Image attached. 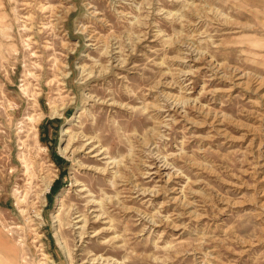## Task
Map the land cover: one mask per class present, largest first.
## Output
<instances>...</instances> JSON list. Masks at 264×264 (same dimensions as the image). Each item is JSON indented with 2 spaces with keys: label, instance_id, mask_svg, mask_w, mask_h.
<instances>
[{
  "label": "rangeland",
  "instance_id": "rangeland-1",
  "mask_svg": "<svg viewBox=\"0 0 264 264\" xmlns=\"http://www.w3.org/2000/svg\"><path fill=\"white\" fill-rule=\"evenodd\" d=\"M263 81L264 0H0V264H264Z\"/></svg>",
  "mask_w": 264,
  "mask_h": 264
},
{
  "label": "bare ground",
  "instance_id": "bare-ground-1",
  "mask_svg": "<svg viewBox=\"0 0 264 264\" xmlns=\"http://www.w3.org/2000/svg\"><path fill=\"white\" fill-rule=\"evenodd\" d=\"M51 5V4H50ZM48 8V7H47ZM93 13V12H92ZM186 13V12H185ZM187 14V13H186ZM1 15H3V14H1ZM182 16V15H181ZM196 17H198V16H196ZM95 19V18H94ZM189 23V22H188ZM186 25H188V24H186ZM182 27V26H181ZM192 35V34H191ZM90 36V35H89ZM94 37H96V36H94ZM185 38H187L186 36H185ZM91 39V38H90ZM185 40V39H184ZM189 40V39H188ZM187 42V41H186ZM184 43V42H183ZM185 44V43H184ZM183 45V44H182ZM200 49V48H199ZM198 49V50H199ZM179 51V50H178ZM181 52H182V50H181ZM199 54H201V52L199 53ZM211 68V67H210ZM222 69V68H221ZM217 70V69H216ZM220 70V69H219ZM218 70V71H219ZM182 72H183V70H181ZM190 72H192V71H190ZM222 72V71H221ZM189 73V72H188ZM219 73H220V71H219ZM223 73V72H222ZM232 73V72H231ZM187 74V73H186ZM236 74V73H235ZM242 74V73H241ZM216 75V74H215ZM214 75V76H215ZM239 75V74H238ZM255 75V74H254ZM253 75V76H254ZM233 76V75H232ZM259 76V75H258ZM223 77V76H222ZM225 77H229V75L228 76H225ZM231 77V76H230ZM260 77H261V75H260ZM220 78V77H219ZM255 78V77H254ZM237 79V78H236ZM256 80V79H255ZM254 80V81H255ZM234 81V80H233ZM235 82V81H234ZM245 82V81H244ZM253 82V81H252ZM258 82H259V79H258ZM264 82V81H263ZM262 82V83H263ZM175 83V82H174ZM262 83H260V84H262ZM239 84V83H238ZM255 84V83H254ZM257 84V83H256ZM264 84V83H263ZM172 85V84H171ZM237 85V84H236ZM240 86V85H239ZM241 86H242V84H241ZM250 86V85H249ZM257 86V85H256ZM264 86V85H263ZM171 87V86H170ZM259 87H260V85H259ZM245 88V87H244ZM260 89H261V87H260ZM202 90V89H201ZM250 90V89H249ZM251 90H253V89H251ZM24 91H25V89H24ZM207 91V90H206ZM164 92V91H163ZM168 92V91H167ZM173 92V91H172ZM244 92V91H243ZM171 93V92H170ZM168 93H166V95H167ZM181 94V93H180ZM228 94V93H227ZM165 95V96H166ZM172 96V95H171ZM176 96V95H175ZM219 96V95H218ZM178 97V96H177ZM181 97V96H180ZM185 97V96H184ZM188 97V96H187ZM183 98V97H182ZM181 98V99H182ZM169 100H170V98H168ZM189 99H191V98H189ZM251 99H253V98H251ZM258 99V98H257ZM175 100V99H174ZM182 100H184V99H182ZM188 100V99H187ZM248 100V99H247ZM254 100V99H253ZM156 101V100H155ZM189 101V100H188ZM216 101V100H215ZM255 101V100H254ZM181 102V101H180ZM184 102V101H183ZM182 102V103H183ZM174 103V102H173ZM179 103V102H178ZM153 104V103H152ZM175 104V103H174ZM181 104V103H180ZM179 104V105H180ZM256 104V103H255ZM149 105V104H148ZM151 105V104H150ZM154 105V104H153ZM161 105V104H160ZM182 105V104H181ZM185 105V104H184ZM260 105V104H259ZM155 107H157V105L155 106ZM177 107V106H176ZM208 108V107H207ZM263 108V107H262ZM154 109V108H153ZM152 109V110H153ZM201 109V108H200ZM203 109V108H202ZM257 109V108H256ZM86 111V110H85ZM202 111V110H201ZM253 111V110H252ZM251 111V112H252ZM157 112V111H156ZM204 112V111H203ZM250 112V111H249ZM257 112V111H256ZM196 113H198V112H196ZM207 113V112H206ZM211 113V112H210ZM218 113V112H217ZM54 114H56V112L54 111ZM199 114V113H198ZM226 114V113H225ZM197 115V114H196ZM210 115V114H209ZM262 115H264V112L262 113ZM79 116V115H78ZM198 116V115H197ZM252 116V115H251ZM154 117V116H153ZM243 117V116H242ZM205 118V117H204ZM255 118V117H254ZM262 118V117H261ZM29 119V121H31V118H28ZM220 119H222V117L220 118ZM230 119V118H229ZM228 119V120H229ZM264 119V118H263ZM173 120V119H172ZM209 120V119H208ZM226 121V120H225ZM211 122V121H210ZM228 122V121H227ZM232 122V121H231ZM234 122V121H233ZM237 122V121H236ZM170 123V122H169ZM206 123V122H205ZM212 123V122H211ZM243 123V122H242ZM232 124V123H231ZM156 125V124H155ZM163 125H165V124H163ZM235 125V124H234ZM237 125H239V123L237 124ZM251 126V125H250ZM158 129V128H157ZM256 130V129H255ZM221 131V130H220ZM222 132H224V131H222ZM221 132V133H222ZM226 132V131H225ZM242 132V131H241ZM256 132V131H255ZM66 133H68V131H67V129L64 131V134H66ZM228 134V133H227ZM223 135H224V133H223ZM230 135V134H229ZM232 135V134H231ZM151 136V135H150ZM199 137V136H198ZM202 137V136H201ZM206 137V136H205ZM227 137V136H226ZM225 137V138H226ZM242 137V136H241ZM151 138H153V137H151ZM208 138V137H207ZM221 138V137H220ZM262 138V137H261ZM230 139V138H229ZM240 139V138H239ZM236 140V139H235ZM249 141V140H248ZM247 141V142H248ZM254 141V140H253ZM155 143V142H154ZM182 143V142H181ZM142 145V144H141ZM151 145V144H150ZM153 145V144H152ZM257 145V144H256ZM44 146V145H43ZM82 147V146H81ZM42 148V147H41ZM40 148V149H41ZM43 149H44V147H43ZM255 149V148H254ZM258 149V148H257ZM68 150V147H65L64 149L62 148L61 149V153H66V151ZM145 150V149H144ZM263 150H264V148H263ZM95 152V151H94ZM152 152V151H151ZM183 152V151H182ZM177 153V152H176ZM243 154V153H242ZM178 155H179V153H178ZM253 155V154H252ZM180 156V155H179ZM204 156V155H203ZM255 156V155H254ZM242 157V156H241ZM165 158V157H164ZM179 158V157H178ZM248 158V157H247ZM158 159V158H157ZM160 159V158H159ZM163 159V158H162ZM257 160V159H256ZM188 161V160H187ZM198 161V160H197ZM170 162V161H169ZM185 162V161H184ZM255 163V162H254ZM259 163V162H258ZM192 164H193V162H192ZM195 165H196V163H195ZM256 165V164H255ZM259 165V164H258ZM194 166V165H193ZM203 166V165H202ZM205 166H207V164L205 165ZM204 166V167H205ZM210 167V166H209ZM251 167V166H250ZM176 168V167H175ZM227 168V167H226ZM245 168V167H244ZM192 169V168H191ZM203 169V168H202ZM205 169H206V167H205ZM252 170V169H251ZM199 171V170H198ZM171 172V171H170ZM215 172V171H214ZM250 172V171H249ZM256 172V171H255ZM262 173V172H261ZM250 174V173H249ZM166 175H168V174H166ZM251 175V174H250ZM146 176V175H145ZM260 178V177H259ZM166 179V178H165ZM262 179V178H261ZM173 180V179H172ZM121 183V182H120ZM123 183V182H122ZM187 183V182H186ZM51 184H52V180H48L46 183H45V192H48L49 190H50V187H51ZM243 184V183H242ZM124 187V186H123ZM197 188V187H196ZM178 190V189H177ZM85 192V191H84ZM193 192V191H192ZM191 192V193H192ZM196 192V191H195ZM132 193V192H131ZM165 193V192H164ZM255 193V192H254ZM262 193V192H261ZM253 194V193H252ZM136 195V194H135ZM261 195V194H260ZM160 196V195H159ZM138 197V196H137ZM162 197V196H161ZM193 198V197H192ZM57 200V203L58 202H61V199H59V198H57L56 199ZM64 200V199H63ZM194 200V199H193ZM262 200H264V199H262ZM181 202V201H180ZM226 202V201H225ZM231 201H229L228 203H230ZM221 203H223L224 204V202H221ZM233 203V202H232ZM231 203V204H232ZM259 203V202H258ZM124 204V203H123ZM225 206V205H224ZM195 208V207H194ZM135 209H137V208H135ZM224 210V209H223ZM259 211V210H258ZM58 211L56 210V211H53L52 213H51V220H52V223H58L59 224V226L61 225V220H60V217H59V212L57 213ZM94 213V212H93ZM197 213V212H196ZM180 214V213H179ZM131 215V214H130ZM93 216V215H92ZM130 217V216H129ZM191 217V216H190ZM138 218V217H137ZM196 220V219H195ZM139 221V220H138ZM155 221V220H154ZM182 222V221H181ZM199 222V221H198ZM188 223V222H187ZM82 224V223H81ZM216 225V224H215ZM55 226H57V225H55ZM197 227H198V225H197ZM207 234V233H206ZM205 235V234H204ZM213 237V236H212ZM54 238H55V240H56V243L58 244V246L61 248V250L65 253V256L67 257V258H69L71 255H70V252H69V249H68V247H67V244L65 243V240L63 239V238H61V236H60V231L57 229V228H55V230H54ZM237 238V237H236ZM260 239V238H259ZM204 240V239H203ZM240 240V239H239ZM202 241V240H201ZM201 243V242H200ZM202 245V244H201ZM247 246V245H246ZM4 247L5 248H3V249H5V250H7V249H9L8 247H6L5 245H4ZM193 249V248H192ZM207 249V248H206ZM6 253L8 254V255H10V254H12V251H11V249H9V250H7L6 251ZM210 254V253H209ZM208 254V255H209ZM44 255V254H43ZM197 256V255H196ZM212 257V256H211ZM215 257V256H214ZM44 258H48V255L47 254H45L44 255ZM44 258H41V259H44ZM205 258V257H204ZM215 258H217V257H215ZM209 260V259H208ZM204 261V260H203ZM1 262V261H0ZM40 262V261H39ZM199 263V262H198ZM203 264V263H202ZM207 264V263H206Z\"/></svg>",
  "mask_w": 264,
  "mask_h": 264
},
{
  "label": "built area",
  "instance_id": "built-area-1",
  "mask_svg": "<svg viewBox=\"0 0 264 264\" xmlns=\"http://www.w3.org/2000/svg\"><path fill=\"white\" fill-rule=\"evenodd\" d=\"M13 108H9L8 110L6 111H2L0 110V135H4L6 133V129L2 126V122L1 121H4V119H6L9 115L10 112H12ZM0 152H1V149H0ZM3 152V151H2ZM2 154V153H0ZM6 163H4L3 165H0V172L2 171H6ZM3 188H1L0 186V203H1V199H2V196H3ZM38 209H32V219L37 221L38 223L42 221V209H39L38 212H37ZM41 226V224H40ZM12 226L8 227L7 230L11 229ZM6 230V232H7ZM10 234V233H9ZM36 242V241H35ZM42 251V250H41ZM41 255V254H40Z\"/></svg>",
  "mask_w": 264,
  "mask_h": 264
},
{
  "label": "crops",
  "instance_id": "crops-1",
  "mask_svg": "<svg viewBox=\"0 0 264 264\" xmlns=\"http://www.w3.org/2000/svg\"><path fill=\"white\" fill-rule=\"evenodd\" d=\"M48 138H50V135L48 134Z\"/></svg>",
  "mask_w": 264,
  "mask_h": 264
}]
</instances>
